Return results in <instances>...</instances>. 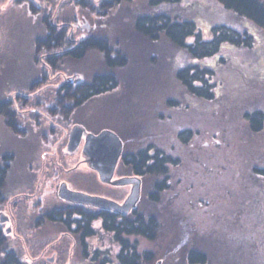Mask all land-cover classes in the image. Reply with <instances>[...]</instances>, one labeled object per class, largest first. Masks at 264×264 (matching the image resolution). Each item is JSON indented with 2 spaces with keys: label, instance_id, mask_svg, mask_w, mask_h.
<instances>
[{
  "label": "rangeland",
  "instance_id": "1",
  "mask_svg": "<svg viewBox=\"0 0 264 264\" xmlns=\"http://www.w3.org/2000/svg\"><path fill=\"white\" fill-rule=\"evenodd\" d=\"M145 6L144 0L115 7L108 0H0V95L14 99L15 110H44L50 114V123H60L51 128L47 122L38 126L35 120L20 118L15 132L0 116V153L6 150L13 157L0 192V214L16 219L3 225L5 231L9 227L7 237L16 252L31 263L96 264L90 256L81 257L75 237L61 226L36 220L43 205L67 204L58 197L63 176L57 174L60 169L47 153L58 155L56 159L65 154L70 163H80L82 141L73 153H65L69 140L60 127L68 133L82 124L84 134L111 130L132 148L152 139L153 143L158 139L163 144L173 142L178 166L170 167L167 188L152 204L144 194L148 180L142 181L137 204L144 211H153L162 229L153 241L139 238L141 249L154 251L153 264H164L165 258L173 262L180 246L206 250L213 264H264V124L254 130L243 117L246 111L259 109L264 119V33L213 0H179L166 8L181 18H193L204 37L209 36V26L225 21L251 28L256 39L252 47H222L215 56L191 60L183 49L163 38L152 42L135 31L133 17ZM49 24L54 26L53 33L63 32L62 40L44 42ZM81 36L105 37L110 54L116 49L126 59L123 66L111 69L117 88L76 108H65L68 100L60 93V83L69 78L72 83L88 81L97 71L106 70L98 49H86L77 58L63 56L62 50L73 45L67 37L77 40ZM53 56L54 65H49ZM186 63L213 70L208 78L213 84L212 101L195 98L177 80L176 71ZM49 106L56 111L62 107L60 116L45 110ZM136 130L133 136L121 135ZM181 131L191 132L184 144L178 143ZM65 159L60 163L67 168ZM255 166L258 170L252 172ZM123 174L131 176L119 162L112 179ZM92 177L97 179V183L92 180L93 187L88 185L89 178L84 185L83 176L70 185L119 204L130 193L131 185L111 187L102 184L95 173ZM27 187L31 192L38 188L40 207L35 208L37 198L26 201L23 193L15 202L12 195L27 192ZM34 222L46 223L36 228ZM93 225L98 231L88 238L91 251L100 249L113 260L118 244L101 230L99 220Z\"/></svg>",
  "mask_w": 264,
  "mask_h": 264
},
{
  "label": "trees",
  "instance_id": "2",
  "mask_svg": "<svg viewBox=\"0 0 264 264\" xmlns=\"http://www.w3.org/2000/svg\"><path fill=\"white\" fill-rule=\"evenodd\" d=\"M112 6L124 3H135L140 0H108ZM145 9L135 12L132 25L137 33L145 36L152 42L163 38L175 47L183 49L187 57L191 60L210 58L218 54L222 47H252L255 44L253 32L248 27L234 26L225 21L216 22L209 26L208 37H204L202 30L197 26L195 20L191 17L181 18L177 13H173L166 8L169 5L177 3L179 0H144ZM222 10L232 13L239 18L247 21L254 28L264 33V0H213ZM161 7V9H160ZM64 25V24H63ZM49 39L44 42L55 43L62 40L63 32H54V26L49 24ZM37 41H41L38 39ZM52 44V43H51ZM48 47V46H47ZM55 48V46H54ZM98 49L102 52L106 70L97 71L88 81L81 82L78 85L66 84V94L64 98L68 100L66 107H78L88 99L99 96L117 88L118 80L116 74L111 69L119 68L124 65L126 56L116 49L113 56L110 54V47L105 37L92 36L84 39L78 49L63 54V56L79 57L86 49ZM56 56L49 57V65H54ZM213 70L205 65L199 66L194 63H186L176 71L177 80L183 85L187 92L195 98L205 101L214 99L213 84L208 78L212 77ZM198 83V85L196 84ZM62 90L64 86L61 87ZM61 96V95H60ZM58 97V100L65 101ZM70 100V101H69ZM14 101V99H13ZM13 101L7 96L0 95V116L5 122L7 128L17 132L20 118L28 121V117L18 113L13 109ZM69 105V106H68ZM51 113H55L51 111ZM55 115V114H54ZM29 116V114H27ZM254 130H260L264 124L263 114L259 109L251 112L246 111L243 115ZM85 126V125H84ZM127 129V128H126ZM126 129L124 131H126ZM122 132L121 135L133 136L137 132ZM117 133V132H115ZM119 136V133H117ZM121 137V136H120ZM191 137V132L181 131L178 135V143L184 144ZM129 139V138H127ZM126 140H124L125 143ZM158 143H157V142ZM153 143V139L145 146L132 148L128 144H122L123 153L120 160V166L126 169L129 175H137L142 181L148 180V188L144 194L148 202L156 204L159 201V194L167 188L170 178V167L178 165L173 157V142L163 144L158 139ZM168 148V150L166 149ZM13 161L12 154L4 150L0 153V192L4 187L5 181L10 173ZM176 163V164H175ZM260 169V168H259ZM37 170V169H36ZM258 167H252V172H257ZM38 171V170H37ZM36 174V173H35ZM125 174V172H124ZM152 179V182H151ZM27 188H24V190ZM18 193V192H15ZM14 193V195H15ZM12 195V196H14ZM140 199V198H139ZM138 199V201H139ZM138 201L128 214H120L108 209L81 207L77 205L65 204L55 206L50 210L45 219L52 221L63 228L67 234H71L76 239V244L80 250L82 258L90 256L91 262L96 264H153L156 259L155 253L151 249H141L139 238L148 241L155 240L159 232L160 222L156 214L151 210H143L138 206ZM146 205V203H145ZM100 220V228L111 235V238L119 246L114 259L102 255L100 249L91 251L88 238L97 234L98 229L93 225L94 220ZM46 222H34L35 227L39 228ZM181 241L179 242L180 246ZM196 245V244H195ZM169 250L170 249L169 247ZM108 254V252H107ZM169 254V252H168ZM165 257H168L166 255ZM176 260L173 262L164 261V264H213L212 257L206 250L198 246L187 248L180 246L177 248ZM258 259V258H257ZM259 259H262L259 258ZM156 263V262H155ZM0 264H35L30 260L19 255L11 245V241L3 227L0 226ZM36 264H46L43 261H37Z\"/></svg>",
  "mask_w": 264,
  "mask_h": 264
},
{
  "label": "flooded vegetation",
  "instance_id": "3",
  "mask_svg": "<svg viewBox=\"0 0 264 264\" xmlns=\"http://www.w3.org/2000/svg\"><path fill=\"white\" fill-rule=\"evenodd\" d=\"M63 24H66L65 22H63ZM49 29H51V28H49ZM50 33H48V35H49ZM67 36V35H66ZM70 36H72V34H70ZM85 38L84 39H87L86 38V36H84ZM47 39L49 38V37H46ZM84 39H82V36L81 37H79L77 40H70V38L69 37H67V40L69 41V42H73V45L72 46H69V47H66L64 50H62V54H65V53H68V52H70V51H76L77 49H78V47L80 46V43H81V41L82 40H84ZM48 63H49V61H48ZM71 84V85H78V84H80L81 82H73L72 83V81H70V78L68 79V81H64V82H62V83H60L59 85H60V87H62V86H64V89L62 90V92H60L61 93V95H65L66 94V84ZM27 96H24V98H26ZM45 110H47V111H56V107H47V108H45ZM60 110H62V107L61 108H59L58 109V111H56L54 114H57V115H59L60 116V113H62V112H60ZM17 111H18V113L19 114H21V115H25L26 117H28L29 119H28V122H33L34 120L37 122V123H35L36 125H38V126H43L44 124L46 125V122H47V124H50V126H51V128L53 127L54 128V126H59L60 125V123L59 122H51L50 123V117H49V115L50 114H48V113H46V111H44V110H40V109H36V108H27V109H25V108H22V110H18L17 109ZM27 114H29V116H27ZM31 114V115H30ZM36 115V116H35ZM41 115V116H40ZM40 118V119H39ZM24 119H25V117H24ZM38 119L39 120H43L44 122H38ZM49 121V122H48ZM76 126H79V127H81L82 128V135H81V139H80V143H81V141H82V148H81V152L84 154V158H82L83 160L82 161H80V163H78L77 161L76 162H73V163H70L69 161H68V159H65L66 158V156H65V154L63 155H61L58 159H56L57 157H58V155L56 156V154H54V153H52V152H48L47 154V156L48 157H51V161H53L54 162V165L55 166H57L60 170L57 172V174H60V175H62L63 176V178H62V180L60 181V185L61 184H64L65 185V187L67 188V189H69V190H72V191H77V192H83V193H85V194H89V195H92V194H90V193H88V191H87V189L86 188H84V187H82V186H76V187H79V188H81V189H75L76 187H73L72 185H70V184H72V181H76L77 180V182H80V180L82 179V176L84 177L83 178V183H85L84 185H86V180H87V178H89L90 180V182L88 183V185H90L89 187H93V186H95V184L94 185H92L93 184V182H95L94 181V179L95 178H93L92 177V175H94V173H95V176H96V178H98L99 179V181L102 183V184H105V185H108V186H127V185H131V188H132V184H126V185H114V184H112L111 182L112 181H114L112 178H113V175H114V173H115V169H116V167L118 166V163L120 162V160H121V158H122V151H123V147H122V151H121V155H120V157L118 158V160H117V162H116V165H115V167H114V170H113V174H112V177H111V179L108 181V182H102L101 181V179L99 178V173H98V171L96 170V169H94L92 166H91V163L92 164H94V162L97 160V154L94 152V151H92L91 150V146H90V148L89 147H87L86 148V146H85V144H86V141H87V135L88 134H84L85 133V130H84V128H85V126H83L82 124H77ZM75 126H73L72 127V129L74 128ZM71 129V130H72ZM60 130H62V132H64V134L66 135L67 134V138H68V140H69V134H70V131L67 133V132H65V127H62V125H61V127H60ZM87 130H89V129H87ZM101 131V130H100ZM100 131H98V133L100 132ZM89 132H91V130H89ZM90 134H97V132L96 133H94V132H91ZM47 142H48V140H47ZM80 143H79V145H80ZM66 144H67V142H66ZM79 145L73 150V151H69L68 149H67V147H66V151H65V153H67V154H71V153H73L78 147H79ZM67 146V145H66ZM44 157H45V155H44ZM66 160V162H67V168H65L61 163H60V161L62 162V160ZM91 160L92 161H94V162H91ZM175 160V159H174ZM177 162V161H176ZM96 163V162H95ZM80 164H82V165H84V168L82 167H80ZM176 164V163H175ZM175 166H178V165H175ZM172 167H174V166H172ZM47 169V168H46ZM94 173H93V172ZM35 173H37V170H36V168L34 169V174ZM42 173L43 174H45V172H43L42 171ZM43 174H42V176H43ZM131 176H135V177H139V180H140V190H141V188H142V178L140 177V176H137V175H131ZM122 177H127V176H124V174H123V176H119L118 177V179L119 178H122ZM92 180H93V182H92ZM96 180V183H97V179H95ZM77 182H75V183H77ZM75 186V185H74ZM39 187V186H38ZM40 188V187H39ZM31 190V187H27V192H18V193H16L14 196H15V202L17 201V198L18 197H21L20 195H22V193L24 194V195H26V201H32L33 202V200L35 199V198H37L38 197V188L36 189L35 188V190L33 191V192H31L30 191ZM28 196V197H27ZM128 196V195H127ZM140 196V195H139ZM58 197L60 198V200H62L63 202H66L67 204H70V205H77V206H81V207H91V208H96V207H94V206H91V205H88V204H80V203H75V202H71V201H69V200H66V199H63V198H61L60 196H59V194H58ZM13 198V197H12ZM21 199H22V197H21ZM38 200H35L34 201V203H35V208H37L36 207V205H38V207H40L41 206V204H42V198H37ZM109 199H111V198H109ZM113 199V198H112ZM113 200H115V199H113ZM116 201V200H115ZM117 202V201H116ZM16 205V204H15ZM47 206V207H46ZM43 205L42 207H40V208H38V210H37V217H36V220H38V219H40V220H47V219H45V216L47 215V213L50 211V210H52L53 209V207H55L56 205H53V206H50V204L48 203L47 205ZM45 207H46V210H45ZM132 210V209H131ZM130 210V211H131ZM129 211V212H130ZM128 212V213H129ZM127 213V214H128ZM125 215V214H124ZM14 220H16V219H14V218H11L10 217V215H7V214H0V226L1 227H3V225L4 224H9L10 223V221H14ZM96 220H99V219H96ZM96 220H94V221H92V222H95ZM49 221V220H48ZM100 221V220H99ZM52 222V221H51ZM13 223H16V222H12V224ZM4 228V227H3ZM7 229H9V227L7 228ZM5 232H7V231H5ZM8 233V232H7Z\"/></svg>",
  "mask_w": 264,
  "mask_h": 264
},
{
  "label": "water",
  "instance_id": "4",
  "mask_svg": "<svg viewBox=\"0 0 264 264\" xmlns=\"http://www.w3.org/2000/svg\"><path fill=\"white\" fill-rule=\"evenodd\" d=\"M82 128L75 126L69 134V142L67 149L73 151L80 143ZM86 148L91 146V150L97 155V160L91 166L99 173V178L102 182H108L113 174L114 167L118 158L121 155L122 143L119 136L111 130H102L97 134H88ZM114 185L132 184L130 193L122 204L115 200L98 196L89 195L83 192L69 190L64 184H61L58 189V194L61 198L71 202L88 204L100 209H108L120 214H127L136 204L140 195V180L135 176H127L116 179L111 182ZM7 232L10 230L7 229Z\"/></svg>",
  "mask_w": 264,
  "mask_h": 264
}]
</instances>
